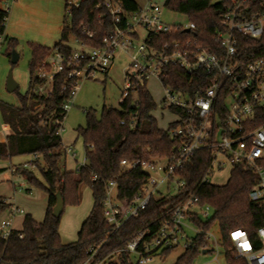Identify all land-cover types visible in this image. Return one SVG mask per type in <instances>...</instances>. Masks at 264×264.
Wrapping results in <instances>:
<instances>
[{"label": "built area", "instance_id": "obj_1", "mask_svg": "<svg viewBox=\"0 0 264 264\" xmlns=\"http://www.w3.org/2000/svg\"><path fill=\"white\" fill-rule=\"evenodd\" d=\"M84 1L67 0L66 14L71 16ZM220 1L223 3L221 29L214 37L221 48L219 53L202 46L194 34L192 37L186 35L197 31L194 23L165 22L156 0H142L134 11L125 10L120 0H102L96 7H105L113 24L103 44L88 46L75 39L78 47L69 53L54 50L34 73L43 81L36 91L46 97L53 94L59 76L65 77L63 91L68 97L63 113L67 115L79 82L97 72L108 73L115 53L120 50L130 57L120 104L130 93L148 89V82L157 79L164 90V107L180 110L172 122L175 125L168 128L169 136L176 140L168 156L150 161H121L125 170L140 168L145 176L144 182L130 199H121L117 183L108 182L103 217L113 235L129 220L141 217L153 200L178 199L164 206L157 217L123 242L108 246L109 236L90 246L81 264H146L156 254L176 248L187 251L200 234L205 235V241L211 247L219 245L216 239H212L210 230L203 231L195 222L210 220L214 209L199 203L197 190L186 192L187 182L182 178L185 166L199 154L205 158L206 165L198 188L211 184L209 177L228 166L244 167L258 178L249 198L264 208V124L256 125V120L264 118V54L255 58L244 57L237 38H264V0ZM4 10L9 13V7ZM79 27L89 38L93 37V32L84 24ZM162 35H168V39L160 41ZM3 40L0 35V48ZM168 67H179L189 75L205 73L209 77L207 87L201 95L192 97L186 91L165 86L163 78ZM65 117L57 120V135H62ZM135 121L131 120L132 127ZM88 147L93 148V144ZM66 151L70 153L72 150ZM38 159L39 156L34 154L22 167L35 170ZM85 163L86 157L76 171ZM17 169L18 166H13L12 173L16 174ZM20 189L23 190V185ZM28 191L31 193V188ZM8 212L9 218H0L3 239H8L13 231L12 218L22 214L23 210L12 206ZM238 232L243 235L234 237ZM230 239L233 256L244 259L247 264H264V224L257 229L255 238L246 229L238 228L230 232ZM245 240L250 244L249 249L242 246Z\"/></svg>", "mask_w": 264, "mask_h": 264}, {"label": "trees", "instance_id": "obj_2", "mask_svg": "<svg viewBox=\"0 0 264 264\" xmlns=\"http://www.w3.org/2000/svg\"><path fill=\"white\" fill-rule=\"evenodd\" d=\"M127 11H134L140 0H120ZM102 0H85L66 18L62 38L53 47L38 43H29L31 49L30 84L27 92L20 96V105L0 103V116L11 133L5 142H0V159L18 155L37 154L36 169L29 170L18 166L17 173L27 182L43 188L48 196V205L42 222L32 215L25 214L22 228L13 230L8 239L0 235V264H81L87 257L90 246L106 240L108 246L123 242L146 222L157 217L164 206L173 204L176 197L153 200L148 210L137 219L129 220L116 234H110V227L103 217V203L106 198V186L110 181L118 185L121 199H130L142 186L144 173L140 168L125 170L122 160L150 161L152 158L168 156L176 143L169 134V129H161L156 118L151 114L156 102L147 88H142L130 95L120 104V108L104 107L97 116L92 109L86 111V125L77 128V137H81L85 146L86 163L78 171L62 167L66 158V147L62 137L56 134L62 119L63 105L68 97L63 91L64 76H59L54 92L50 96L39 95L36 91L42 80L34 73L44 59L54 50L69 53L73 47L68 45L70 36L88 46H101L113 29L108 10L96 7ZM168 10L187 16L189 22L196 25V32L186 35L196 36L199 43L212 52L219 53L221 48L214 37L221 29L223 3L215 0H166ZM8 13L0 9V35L7 45V56L18 46V40L6 35ZM84 24L93 37L89 38L79 27ZM185 33V32H182ZM243 56L255 58L264 54V38L252 39L237 36ZM168 35H162L160 41H166ZM209 77L203 72L187 74L179 67H168L163 84L177 91H186L192 97L199 96L207 87ZM178 114L179 109L171 108ZM135 119L132 127L130 122ZM125 123L122 124L121 122ZM256 125L264 124V118L256 120ZM171 123L168 128L174 126ZM93 144V148L88 145ZM199 154L185 166L182 178L187 182L186 192L197 190L200 204L210 205L214 216L208 221L195 220L203 230L208 231L217 222L221 230V246L228 264H247L242 258L232 255L233 245L230 232L244 228L255 238L257 229L264 224V208L249 198V192L257 181V175L244 167H234L231 176L224 185L205 184L198 188V181L206 165L205 158ZM39 171L42 180L35 174ZM88 186L94 199L92 209L82 224L75 242L63 243L59 229L62 215H53L56 204V192L62 194L64 205H77L80 202L81 187ZM10 205L0 197V218ZM22 235V237H20ZM204 250L212 251L200 234L194 244L185 251L175 264H192ZM171 250L162 254H168ZM116 264V263H112ZM127 264V263H125Z\"/></svg>", "mask_w": 264, "mask_h": 264}, {"label": "rangeland", "instance_id": "obj_3", "mask_svg": "<svg viewBox=\"0 0 264 264\" xmlns=\"http://www.w3.org/2000/svg\"><path fill=\"white\" fill-rule=\"evenodd\" d=\"M220 1V0H215ZM161 7V16L163 20L169 24H186L187 16L178 12L168 10L165 7L166 0H156ZM67 15V14H66ZM67 15V19H68ZM71 47H78L76 40L70 36L68 42ZM7 45L2 44L0 48V103H8L10 105L19 106L20 96L24 95L30 84V61L31 49L28 43L20 42V44L11 51L15 50L19 54V60L12 63V59L7 56ZM130 64V57L118 50L115 53L113 65L108 73L97 72L90 78H84L79 82V89L75 96L72 107L67 112L64 119V130L62 132V140L65 147H72L73 151L66 154V169H74L75 166L85 159V146L83 139L77 137V128L86 125V111L94 110L97 116L101 115L103 108L113 107L120 108L122 93L126 84L125 71ZM12 71L14 81L18 84V88L12 92L7 89L8 75ZM148 90L156 102V108L152 111V115L156 118L158 126L161 129H168L169 125L177 119V115L164 107L162 101L164 98V90L157 79L148 82ZM10 132L9 127H4V123L0 116V138ZM76 137L78 138L75 142ZM75 154V155H74ZM32 159V155H18L12 158L0 159V197L5 200L8 198L16 202L23 208L26 214H34L33 216L41 222L45 217L47 208V193L38 186L30 184L19 173L13 174L11 168L13 166L23 165ZM23 161V162H22ZM163 162L162 164H164ZM65 159L62 167H65ZM232 167L228 166L223 171H218L210 176V182L215 185H224L231 176ZM37 177L42 180L39 171H36ZM24 183L23 190L20 184ZM32 190L33 196H28V189ZM92 191L88 186L83 185L80 191V202L77 205H66L60 222V237L63 242L71 243L78 239V233L83 222L89 215L93 206ZM25 214H19L14 219L15 226L20 229ZM31 215V214H30ZM210 234L212 239H216L219 245H213V250L201 253L192 264H228L225 257L224 249L221 246V230L219 224L215 222ZM184 253L182 248L171 250L168 254H156L146 264H175L177 259Z\"/></svg>", "mask_w": 264, "mask_h": 264}, {"label": "crops", "instance_id": "obj_4", "mask_svg": "<svg viewBox=\"0 0 264 264\" xmlns=\"http://www.w3.org/2000/svg\"><path fill=\"white\" fill-rule=\"evenodd\" d=\"M66 1L67 0H0V9L9 7L5 31L6 35L17 39L18 45L20 42L28 43V45L32 42L47 47H53L55 43L62 38L64 24L67 18ZM140 2H142V0H140ZM4 127H8L7 124H4ZM10 133L11 130L9 133H6L3 138H0V142H5ZM77 139L78 138L76 137L75 142ZM67 149L73 151L72 147H66V150ZM66 163L67 161L65 158V168L67 167ZM82 163L83 162L77 164L73 170H76ZM0 170L2 169L0 168ZM22 178L25 179L23 176ZM20 185H23L24 187V183H21ZM26 192L28 196H33L32 191L31 193L29 191ZM6 201L10 207L15 206L22 209V215L26 214L25 210L17 205L16 202L11 201L8 198ZM30 214L36 221L41 222V220H38L33 216L34 214H32V212ZM17 215L12 218L13 230H20L22 228L21 226L20 229H17L15 226L14 219ZM1 218H9V212L7 211L4 213Z\"/></svg>", "mask_w": 264, "mask_h": 264}, {"label": "water", "instance_id": "obj_5", "mask_svg": "<svg viewBox=\"0 0 264 264\" xmlns=\"http://www.w3.org/2000/svg\"><path fill=\"white\" fill-rule=\"evenodd\" d=\"M12 63H16L19 60V54L14 50L12 53ZM18 88V84L14 81L12 71H10L7 80V89L12 92ZM65 209L64 201L62 198L61 192L58 190L56 192V204L53 207V215L59 217L63 214ZM208 252V250H204L203 253Z\"/></svg>", "mask_w": 264, "mask_h": 264}, {"label": "snow or ice", "instance_id": "obj_6", "mask_svg": "<svg viewBox=\"0 0 264 264\" xmlns=\"http://www.w3.org/2000/svg\"><path fill=\"white\" fill-rule=\"evenodd\" d=\"M243 235V233H235L234 234V237H236V238H239L240 236H242ZM244 248H247L248 247V245H247V243H245L244 245H242Z\"/></svg>", "mask_w": 264, "mask_h": 264}, {"label": "clouds", "instance_id": "obj_7", "mask_svg": "<svg viewBox=\"0 0 264 264\" xmlns=\"http://www.w3.org/2000/svg\"><path fill=\"white\" fill-rule=\"evenodd\" d=\"M245 243H247V245H248V247L245 248V249H249V248H250V244H249V242H248L247 240H245V241L243 242V245H244Z\"/></svg>", "mask_w": 264, "mask_h": 264}]
</instances>
